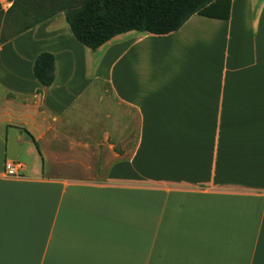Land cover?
<instances>
[{
    "label": "crops",
    "instance_id": "1",
    "mask_svg": "<svg viewBox=\"0 0 264 264\" xmlns=\"http://www.w3.org/2000/svg\"><path fill=\"white\" fill-rule=\"evenodd\" d=\"M41 27L0 45V264H264V0L167 35H119L99 63L69 28ZM140 49L156 74L138 93L117 69L129 79ZM42 52L56 59L46 89L33 74ZM95 82L119 113L66 114ZM151 87L148 112L133 97ZM104 122L120 147L91 148ZM12 143L35 161L21 176L5 171L19 162Z\"/></svg>",
    "mask_w": 264,
    "mask_h": 264
},
{
    "label": "trees",
    "instance_id": "2",
    "mask_svg": "<svg viewBox=\"0 0 264 264\" xmlns=\"http://www.w3.org/2000/svg\"><path fill=\"white\" fill-rule=\"evenodd\" d=\"M10 1L12 4L7 11L0 8V32L11 30L9 36H0V45L64 13L73 37L93 52L113 38L133 31L170 34L180 30L193 15L228 20L232 4V0ZM55 61V55L50 52L40 53L34 61V78L42 89L51 87L56 79ZM42 89L37 90V94H42Z\"/></svg>",
    "mask_w": 264,
    "mask_h": 264
},
{
    "label": "rangeland",
    "instance_id": "3",
    "mask_svg": "<svg viewBox=\"0 0 264 264\" xmlns=\"http://www.w3.org/2000/svg\"><path fill=\"white\" fill-rule=\"evenodd\" d=\"M11 1L10 0H0V8L4 11H7L10 7H11ZM37 28V27H36ZM68 27L66 21H65V14L64 13H59L58 15H56L54 18H52L51 20L47 21L46 23L42 24V27L39 29L41 31L44 30L50 33L56 32V31H60V32H64V30H66ZM11 33V30H6L3 32H0V36L3 34L4 37L9 36V34ZM139 51V50H138ZM141 51V54L138 53L137 57L138 58H132L131 62H133L132 64V69H133V74L131 72H127L128 73V77L129 79H126V71H124V68H122V66L120 68L117 69V75L121 74L120 72L122 71L123 73L120 75L124 81H126L124 83L129 85L131 84L132 87H134L136 89V91L139 93L138 90V84H141L143 82H146L147 80L149 81H155L151 75L148 74L149 71L154 72L156 74V55H153V51L152 49H148V50H144ZM86 56L88 57V59H90L91 63H99L101 61V59L103 58L104 54L103 51H90L88 50L86 52ZM152 58V59H151ZM151 59L150 62V66L148 68H143L141 63H144V61ZM160 61L158 60L157 63H159ZM92 68V69H91ZM91 73L90 76L92 77L94 75V69H93V65L91 67ZM146 69V70H145ZM144 71V73L142 72ZM148 76H146V74ZM120 76L118 75L119 78V83H120ZM89 80V79H88ZM121 84V83H120ZM156 86V82L153 83ZM153 84H148V86H152ZM152 88V87H151ZM147 88L145 89L142 93L137 94L135 93V96L133 97V100H135L136 98L138 100H140V103L142 105L143 108H148V112H150V109L152 108L150 103L153 105H156L153 102L154 100V89L155 88ZM130 91V89H128ZM85 92V93H84ZM82 97L79 99L78 102H76L74 104V107L72 109H70L68 111V115H73L76 116L77 114H84V115H89L90 113L92 114H96V115H104L106 113H110L111 115H116L119 113L120 108L117 102V99L114 95V93H112L111 91V87L110 85L107 84H102L100 82H95V84H89L86 87V90L84 91ZM151 96V97H150ZM150 97V98H148ZM127 99L128 100H132V96L130 95V93H127ZM146 99V101H144ZM129 113V122H128V126H131L129 131H128V135L127 137V142H129V149H132L134 147V144H136L137 141V137H136V125H137V121L136 118L134 117V113L133 110L129 109L128 110ZM156 113V111H155ZM80 123H85V122H80ZM35 128H37V122L34 121L33 122ZM113 123L111 122H104L102 124V126L96 130V134H95V141L94 140H90L92 145L91 148L93 146V148H107V145H111V146H116V147H120L118 145L117 142V138L115 136H110V134L107 133L106 131V127L112 125ZM109 129V128H108ZM76 134V133H75ZM83 138V135H76V138ZM109 137V138H107ZM125 139V137L123 138V140ZM68 141L65 142V144H67ZM41 144H43L44 146L46 145L45 142H41ZM24 148H26L25 145L23 146H14L13 143L11 144V147L9 148V154L10 157H19V162H25L29 167H33L35 161L32 158V155L26 153L24 150ZM112 148V147H109ZM34 149V148H33ZM36 149V148H35ZM37 150V149H36ZM99 149L97 150V160H99ZM37 156H38V151L36 152Z\"/></svg>",
    "mask_w": 264,
    "mask_h": 264
},
{
    "label": "built area",
    "instance_id": "4",
    "mask_svg": "<svg viewBox=\"0 0 264 264\" xmlns=\"http://www.w3.org/2000/svg\"><path fill=\"white\" fill-rule=\"evenodd\" d=\"M24 166L20 162H8L5 165V171L10 176H21Z\"/></svg>",
    "mask_w": 264,
    "mask_h": 264
}]
</instances>
